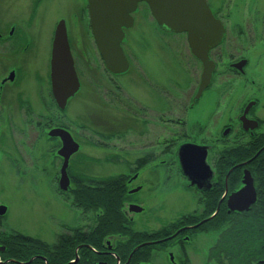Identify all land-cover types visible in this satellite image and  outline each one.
<instances>
[{"label": "flooded vegetation", "instance_id": "obj_1", "mask_svg": "<svg viewBox=\"0 0 264 264\" xmlns=\"http://www.w3.org/2000/svg\"><path fill=\"white\" fill-rule=\"evenodd\" d=\"M46 1L0 0V183H2L0 193L5 190V187H3L5 186L4 179L9 181V178L14 175H19L22 178L25 175H33L30 171V159L32 155L36 154L34 151L38 147L39 158L46 161L49 154L50 159L56 160L58 163V172L55 173L54 181L59 194H68L69 192L68 195L71 198L70 191L74 189L78 182H81L80 184L82 185L87 184L91 187H97L104 180L118 178L127 194V200L123 204V213L132 226L133 221L126 214L127 212L135 214L143 212L142 202L138 199L136 200L135 196L143 190L144 185L148 184V182L158 179L156 176L159 164L172 163V160L178 164L176 150L181 144L186 143L207 147L206 162H208V156L213 146L204 140H194L188 134L186 131L185 106L181 109L184 114L182 122L177 120L179 124L182 123V137L180 139L172 137L165 140L161 151L158 150L159 139H157L156 142L152 140L149 144H143L141 149L145 148L143 150L144 153L133 157L131 155L133 159L127 160L120 156L122 158L120 161L129 167L128 173L125 171L113 176H95L94 174L78 172L77 163L80 157L88 159L89 162H93L95 159L92 156L80 154L82 144L78 141V135L75 134L74 129L70 125L71 123H65L61 118L47 117L46 93L49 84V95L53 105H55L60 114L66 112L70 100L77 96L81 89L82 82L77 74L79 69H76L79 56L84 58L83 61L86 67L89 64L84 54L85 51L77 45V40L74 39L76 34L72 32L73 29L71 30L70 28L72 23L67 18L57 20L48 46L45 28L46 6L48 4ZM76 3L77 9L70 14L71 22L78 26L79 24H84L85 21L89 25L92 36L87 0H76ZM140 4L142 3H138L135 11L130 13L133 19L132 27L135 23L134 14ZM61 20H63L65 25L70 54L79 80L77 92L67 99L63 109L57 107L50 85L52 41L55 27ZM129 29H123L124 38L121 42L122 51L128 62V69L122 74H112L105 68L101 59L104 68L111 77L127 75L131 70L132 55L128 54L123 46L125 31ZM92 40L94 42L93 36ZM81 46L84 47L83 44ZM94 46L96 48L95 43ZM140 46L138 47L140 48ZM217 47L209 51L211 60V52ZM188 51L190 53L189 48ZM190 55L192 56L191 53ZM134 56L137 57L136 55ZM242 60H245L246 63L241 71L233 67V64ZM247 65L248 60L246 58H239L230 64V68L240 75L244 74ZM251 83L255 84L254 81H250ZM154 84L150 83L154 104L149 110L145 104L146 100L142 97L140 99L128 97L125 92L127 86L124 83L123 87L112 83L114 88L118 90L119 104L124 107L121 120L119 121L120 124L117 125L118 132L114 130L116 124L112 122V118L106 115L107 122H103L105 133L100 134L94 130L91 133L93 135L94 133L98 134L103 140L110 138L116 140L117 136H124L127 130L137 128L138 131L140 126H147L146 116L148 114L151 116L150 125L152 131L153 129L157 130L160 118L164 120L166 119L164 116L169 114L165 113L167 110L164 111L163 109H161V113L159 112V92ZM164 93L169 95L168 92ZM258 94L257 97L253 95L242 104L235 117L236 128L229 125L224 126L221 137L233 134L232 143L223 145L221 144L222 139H220L221 143L218 142L217 145H214L217 155L214 159V166H210L213 170L210 181H201L199 182L201 185H198L182 173L183 175L181 176L185 183L183 190L186 192V212L173 220H162L150 232L136 231L146 232L151 238L137 243L125 261H122L117 253L116 244L126 238L124 236H107L103 241V249L94 250L100 256L95 264L99 262L106 264H194L196 259H200L201 255L205 264H264V172L260 173L258 171L259 169L264 170V95L261 101L259 98L261 92L259 91ZM193 97L187 105L189 109L193 108L200 99L193 101ZM133 104L137 106L135 107L136 109L132 107ZM92 119H95L94 114ZM169 121L174 120L169 119ZM53 129L66 131L72 141L77 144L76 151L70 154L67 160L66 175L69 182L66 190H61L59 187L60 170L64 158L58 155V150L62 145L60 138L49 135V132ZM225 130H228L226 134H224ZM139 133L142 134V130ZM108 142L98 143L93 140L91 142L88 141L87 144L92 148L96 146L106 147L109 146ZM33 148L34 151L32 152ZM226 151H231L232 156L230 167L223 175L217 169L218 166L220 167ZM160 154L167 158H162ZM36 165L40 166V164ZM38 169H40L39 175H47L46 165L38 167ZM80 177H86L87 182H82ZM17 178L18 184L27 182L26 179ZM246 184L247 186L249 185V192L250 187L254 192L252 202H249L251 194L250 196L239 194V191ZM232 195H235L232 207L240 206L242 210L229 208L228 200ZM70 201L72 203V199ZM131 205L138 206L140 210H130ZM0 206L4 207V212L0 214L1 225L2 221L7 218L9 208L4 200H0ZM208 206L212 210L209 214L206 213ZM77 229L72 228L69 232L57 235L55 242L61 236H71L73 231ZM82 231L85 232V230ZM28 237L31 236L16 229L1 231L0 264H25V261H18L12 256L8 257L5 241L17 244L21 242V239ZM202 237L204 240L208 237L210 242L207 240L203 241ZM205 246L206 249L203 251L202 248ZM145 247L148 250L143 252ZM76 248L75 253L79 247ZM137 250L142 252L138 253L133 259L132 255ZM41 258L45 260L44 256ZM77 260L78 257H74V259L69 261V264L76 263ZM45 264L47 263L45 262Z\"/></svg>", "mask_w": 264, "mask_h": 264}, {"label": "rangeland", "instance_id": "obj_2", "mask_svg": "<svg viewBox=\"0 0 264 264\" xmlns=\"http://www.w3.org/2000/svg\"><path fill=\"white\" fill-rule=\"evenodd\" d=\"M206 2L224 24L225 36L222 43L211 52L216 69L210 86L202 93L196 105L189 109L187 105L196 92L201 65L190 55L185 34L172 33L158 26L146 4H140L134 14V26L125 31L123 46L128 54L132 55L131 70L127 75L111 77L94 46L89 25L85 21L78 26L71 22L70 14L77 9L76 0L46 1L48 4L45 28L48 46L57 20L67 18L72 23V32L76 34L74 39L85 51L89 64L86 67L84 58L79 56L76 69H79L77 74L82 82L81 89L77 96L70 100L66 112L60 114L53 105L49 84L46 93L47 117L61 118L63 122L71 123L75 134L78 135V141L82 144L80 154L95 159L89 162L88 159L80 157L77 163L78 172L95 176H113L125 171L128 173L129 167L120 161L122 158L128 160L144 153L145 148L141 147L152 140L156 142L159 139L158 150L161 151L165 140L182 137V123L179 124L177 120L182 122L184 114L181 109L185 106L188 134L194 140H204L213 146L207 162L210 166H214L217 155L214 145H217L220 139L223 145L232 143L233 134L221 137L224 126L236 128L235 117L242 104L253 95L257 97L259 91L261 101L264 95V0ZM239 58L248 60L244 74L240 75L230 68V64ZM250 81L255 84H250ZM112 83L121 86L124 83L128 97H142L146 100L145 104L149 110L154 104L150 83H155L159 92V112L161 113V109L167 110L165 113L169 115L164 118L168 120L160 118L157 130L152 131L151 116L148 114L147 126H140L138 131L137 128L127 130L124 136H117L116 140H103L98 134L93 135L92 130L100 134L105 133L103 122H107L106 115L112 118V122L116 124L114 130L118 132L117 125L120 124L124 107L120 106L118 90ZM132 107L136 109L137 106L133 104ZM140 130L142 134L139 133ZM93 140L98 143L111 141L108 142L109 146L92 148L87 143ZM34 153L36 154L30 159V171L33 175H25L24 178L14 175L9 181L3 180L5 190L0 193V200L8 204L9 210L6 220L0 225V232L16 229L51 245L57 235L69 232L72 228L85 231L90 229L95 221L93 213H83L70 203L69 192L59 194L54 181L55 173L58 172L57 161L51 160L49 154L46 161L39 158L38 147ZM160 156L167 158L161 154ZM43 165L47 167L46 176L39 175L38 167ZM181 175L183 174L179 164L173 160L172 163L158 165L157 176L155 175L158 179L148 182L135 196L136 200L142 202L143 212L126 214L133 221L134 231L150 232L162 220L170 221L186 212V192L183 190L185 183ZM17 177L26 179L27 182L18 184ZM206 240L210 242L208 237L205 240L203 238V241ZM202 249L205 251L206 246ZM199 258L194 264H205L203 256Z\"/></svg>", "mask_w": 264, "mask_h": 264}, {"label": "water", "instance_id": "obj_3", "mask_svg": "<svg viewBox=\"0 0 264 264\" xmlns=\"http://www.w3.org/2000/svg\"><path fill=\"white\" fill-rule=\"evenodd\" d=\"M88 15L92 36L105 68L112 74H122L128 69V62L121 48L124 38L123 29L133 25L130 13L134 12L138 3H145L158 26L172 33H184L190 53L201 64L199 83L193 101L199 99L211 82L215 63L209 57V51L217 47L225 34L222 21L215 17L206 0H87ZM246 61L242 60L233 67L242 70ZM50 85L53 99L59 109L65 107L68 98L79 88V80L74 69L73 59L67 41L63 20L55 27L50 58ZM249 107V106H248ZM247 107V108H248ZM228 130H225L226 134ZM50 136L59 137L61 147L58 155L64 158L60 170L59 187L66 190L67 160L77 149L69 134L61 129H53ZM176 155L181 172L192 182L210 181L213 170L206 162L207 147L194 144H181ZM239 194L250 196L252 202L254 192L249 185L242 188ZM235 195L229 197L228 206L232 207ZM130 210L139 211L135 205ZM4 207L0 206V214ZM77 258V256H76ZM30 262V261H29ZM4 264V263H1ZM98 264H106L99 262Z\"/></svg>", "mask_w": 264, "mask_h": 264}, {"label": "trees", "instance_id": "obj_4", "mask_svg": "<svg viewBox=\"0 0 264 264\" xmlns=\"http://www.w3.org/2000/svg\"><path fill=\"white\" fill-rule=\"evenodd\" d=\"M224 156L217 169L223 175L230 167L231 151L224 152ZM258 171L264 172L262 169ZM80 180L87 182L86 177H80ZM80 183L78 182L70 191L72 204L83 213H93L94 225L88 231L84 232L78 228L71 236H61L52 245L35 237L21 239V242L17 244L5 241L8 257L12 256L18 261H25V264H45V262L69 264V261L77 256V262L71 264H95L100 256L94 250L103 249V241L107 236H124L126 239L116 244V250L122 261H125L137 243L151 238L146 232L134 231L130 221L125 217L123 204L127 200V194L118 178L104 180L97 187ZM211 211L208 206L206 213L209 214ZM76 247L79 249L75 253ZM147 250L148 248H143V252ZM140 252L142 251H135L132 258L134 259ZM43 256L45 260L41 258Z\"/></svg>", "mask_w": 264, "mask_h": 264}]
</instances>
